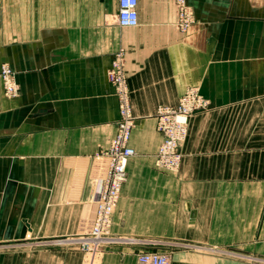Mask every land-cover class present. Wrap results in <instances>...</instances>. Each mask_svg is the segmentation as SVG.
<instances>
[{
  "label": "crops",
  "instance_id": "1",
  "mask_svg": "<svg viewBox=\"0 0 264 264\" xmlns=\"http://www.w3.org/2000/svg\"><path fill=\"white\" fill-rule=\"evenodd\" d=\"M186 5L189 35L175 27V0H138L135 28L117 24V0H0V71L8 65L20 91L6 99L0 79V240L90 229L106 166L96 155L119 118L107 73L124 51L136 155L97 264L147 252L170 264H264V0ZM189 87L209 110L190 119L179 171H161L155 111ZM63 251L6 253L0 264H68Z\"/></svg>",
  "mask_w": 264,
  "mask_h": 264
},
{
  "label": "built area",
  "instance_id": "2",
  "mask_svg": "<svg viewBox=\"0 0 264 264\" xmlns=\"http://www.w3.org/2000/svg\"><path fill=\"white\" fill-rule=\"evenodd\" d=\"M117 24L122 28H135L139 25L138 0H117ZM180 7L181 28H188L192 22V12L186 7V0H176ZM109 82L115 88L119 101L120 121L117 137L110 151L104 155L109 158V165L100 199L97 205V215L91 231L92 240L98 242L109 233L112 215L118 203L122 185L127 179V164L135 156V151L129 147L130 130L135 122L129 98V88L124 73V54L118 53L108 72ZM9 93L16 92L9 80L6 81ZM206 105L199 96L198 90L189 89L176 107H160L157 117V130L163 136L158 166L172 172H177L181 164V155L177 152L178 144L183 142L189 123V117L195 110ZM137 264H170L169 255L157 252H147L138 255Z\"/></svg>",
  "mask_w": 264,
  "mask_h": 264
},
{
  "label": "rangeland",
  "instance_id": "3",
  "mask_svg": "<svg viewBox=\"0 0 264 264\" xmlns=\"http://www.w3.org/2000/svg\"><path fill=\"white\" fill-rule=\"evenodd\" d=\"M175 4H176V7H177V15H176V20H175V27L179 30V32L181 34H183V35H189V33L191 32V29H192L193 25L196 22L195 21L194 13L186 5V7L192 12V14H191L192 15V17H191L192 22H191V25L188 28H181V22H180V7L177 5L176 0H175ZM120 52H123V54H125L124 51H119L118 53H120ZM124 73L126 75L125 69H124ZM107 77H108V73H107ZM0 79H1L2 85H3V95H4V97L6 99H8V100H14L17 97H19V92L20 91H19V86H18V84L16 82L15 72L8 65H6V64L3 65L2 68H1V71H0ZM126 79H127V75H126ZM7 80H9L14 86H16V89H17L16 92L9 93L8 87L6 85V83H7L6 81ZM108 81H109V78H108ZM127 85H128V79H127ZM189 89L198 90L199 96L206 103V105L204 107H202V108H200V109L195 110L194 112H192V114L189 117V122H190V119L192 117H194L195 115H197L199 113H203V112L208 111L209 110V104H210V102H209V100L207 98H205L201 94L200 89L198 87H189V88L186 89V91L184 92V94L180 97V99L178 100L177 105L179 104V102L181 101V99L184 97L185 93ZM114 90H115V88H114ZM129 94H130V91H129ZM115 95H116L117 101H118V95L116 93V90H115ZM129 98H130V103H131V97H130V95H129ZM176 106H172L171 107V106L160 105V106L157 107V109L155 111V115H154V118L156 120V130H157V117H156V113H158V109L160 107H171V108H173V107H176ZM118 110H119V101H118ZM132 113H133V111H132ZM120 119H121V117H120V113H119V118H118V121H117V124H116L117 132H118V124H119ZM135 121H136V118H135ZM134 127H135V122H134V124H133V126L131 127V130H130V136H129V141H128L129 147H130V140H131V135H132V131H133ZM188 128H189V123H188V127H187V134H188ZM157 132L160 134V132L158 130H157ZM187 134H186V137H187ZM116 137H117V133H116V136L111 140L109 146L106 149H101L97 153V155H96L97 158L105 161L106 166H105V170H104L105 171L104 172V176L100 180L101 181L100 193L98 194L97 199H95V201L93 203L94 204V215H93V218H92V221H91L92 224L90 226V229L87 230L82 235H78V236H74V237H66V238H54V239H51V238H32V239H30V238H27V239H23L21 241H8V240L4 241V240H0V256L4 255L6 253L20 252V253L23 254V258H26V257H28V255L31 252H35V251L54 250V252L59 253V252H62L64 250L63 252H67V254H66L67 255V258H66V260H67L68 264H97V261H98V259L100 257V254L103 252V248L106 245H108L109 241H111V236H110L111 226H110V229H109V233L104 237V239H102V240H100L98 242H95V240H92L91 231H92V228H93L94 221L96 219V215H97V205H98V201L100 199L102 187H103L104 181L106 179V174H107L108 165H109V158L107 156H105L104 154L107 153L108 151H110V149L112 148L113 142L116 139ZM161 137H162V141H161V145H162V143H163L164 140H163V136L162 135H161ZM186 137H185V139H186ZM185 139H184V141H185ZM183 142H180L178 144V148H177V152L181 155V161H182V154L180 153L179 148H180V145ZM161 145H160L157 153L154 155L155 167L157 169L161 170V171L172 172V171H169L167 169H162V168H160L158 166L157 161L160 159L159 152L161 151ZM130 148H132V147H130ZM180 166H181V164H180ZM116 207H117V205H116ZM112 218H113V215H112ZM59 249H61V250H59ZM24 255H25V257H24Z\"/></svg>",
  "mask_w": 264,
  "mask_h": 264
}]
</instances>
